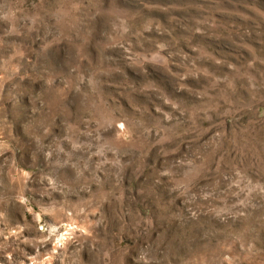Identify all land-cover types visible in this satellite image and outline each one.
<instances>
[{
    "label": "clouds",
    "instance_id": "clouds-1",
    "mask_svg": "<svg viewBox=\"0 0 264 264\" xmlns=\"http://www.w3.org/2000/svg\"><path fill=\"white\" fill-rule=\"evenodd\" d=\"M0 264H264V0H0Z\"/></svg>",
    "mask_w": 264,
    "mask_h": 264
}]
</instances>
